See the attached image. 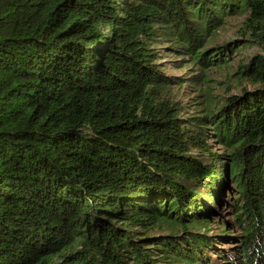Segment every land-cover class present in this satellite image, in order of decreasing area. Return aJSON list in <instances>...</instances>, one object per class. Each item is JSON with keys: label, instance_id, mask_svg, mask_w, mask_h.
I'll return each instance as SVG.
<instances>
[{"label": "trees", "instance_id": "trees-1", "mask_svg": "<svg viewBox=\"0 0 264 264\" xmlns=\"http://www.w3.org/2000/svg\"><path fill=\"white\" fill-rule=\"evenodd\" d=\"M0 264H264V0H0Z\"/></svg>", "mask_w": 264, "mask_h": 264}, {"label": "rangeland", "instance_id": "rangeland-1", "mask_svg": "<svg viewBox=\"0 0 264 264\" xmlns=\"http://www.w3.org/2000/svg\"><path fill=\"white\" fill-rule=\"evenodd\" d=\"M243 17L240 15L230 17L228 22L225 24L224 28L220 29L219 35L217 37L216 42L217 43H224L226 41L232 40V38L236 37V34L239 33L241 25H242ZM239 35H241L239 33ZM261 50L257 45L247 47L246 49L243 50L242 53L238 54L236 58H234V64L232 67H229L224 70H217V71H212L211 73V78L212 80L206 84V88L209 93H212L214 96V100L220 102L224 101L226 99V96L235 94V93H240L244 88L247 89H252L256 83H253L250 81V79L247 80H238L237 77L234 75L237 71L239 61L244 58L245 62H249V58L255 56L256 54L260 53ZM178 58L176 55H168L166 59H164L166 66L168 69L166 70L167 73L172 74V75H181V77H185L188 75V72H194L195 71V66L192 65H187V67H183L185 64H190L191 61L187 59V61L180 63V64H174L171 62L173 59ZM175 65L177 67H175ZM192 66L191 70H188L187 68ZM190 75V74H189ZM190 95L194 96L193 98H189L188 95H181L182 100L186 103V109L190 110L194 108L195 104L197 102L201 101V97L195 96L196 93L193 92V88H189ZM200 105V104H198ZM221 215L220 216H215L217 219L218 217L223 218V220H229V212L228 209L224 206L221 208ZM215 219L214 221H217ZM221 226V224H220ZM221 228L219 227V224H213L212 229L209 232V235H215L218 233V230ZM222 248L224 249H231L235 246V244L231 243H219ZM207 253L209 256L213 257L214 259H219L220 262L226 263V260L219 258L217 254H215L212 250V248L206 249ZM212 251V252H211Z\"/></svg>", "mask_w": 264, "mask_h": 264}]
</instances>
